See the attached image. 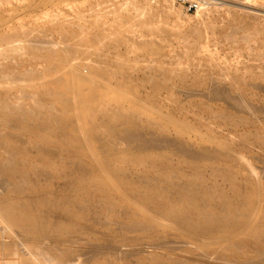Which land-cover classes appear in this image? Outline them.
Returning a JSON list of instances; mask_svg holds the SVG:
<instances>
[{"label": "bare ground", "instance_id": "bare-ground-1", "mask_svg": "<svg viewBox=\"0 0 264 264\" xmlns=\"http://www.w3.org/2000/svg\"><path fill=\"white\" fill-rule=\"evenodd\" d=\"M236 1L214 0L194 14L202 19L218 4L226 7L240 5L257 14L264 12L263 5ZM176 5V0H164L160 6L149 0H131L127 13L119 14V21L112 27L98 24L91 34L84 32L82 26L79 27L81 31L77 28L69 30L67 33L76 34L77 41L91 45L80 50L87 55L86 59L81 58V62L72 61L77 57L76 51L68 45L58 47L54 45L55 41L44 40L41 30L36 32L34 39L27 38L29 32L17 29L10 34H0V41L4 43L0 57L16 60L9 64L0 63V221L4 228L13 231L27 247L29 255H34L40 264H81L83 254L74 253L72 243L76 240L72 239L73 235L82 236L88 242L115 239L116 235L110 232L98 234L93 230L90 225L95 221L89 210L98 204L102 209L95 219L104 214L105 220L96 221L99 224L100 221L112 223L114 207L121 203L134 208L128 229L144 232L145 238H150L154 232L186 235L205 252L218 253L219 260L225 261L223 255L229 250L232 257L243 258L244 264H264V183L253 179L250 173L234 170V164L244 157L240 151L214 137L215 134L200 131L212 129L217 122L235 127L261 123L256 106L241 95L233 94L228 86L218 83L215 78L205 84L204 96L208 101L194 104L205 108L206 113L203 108L196 112L200 117L192 123L184 120L186 114L182 113L184 118L177 115L185 107L183 104L171 112L158 111L156 118L152 117L154 120L144 122L139 109L123 112L122 99L111 105L108 103L114 100L112 93L115 90L127 87L131 82L154 80L153 72L156 71L151 69V59L147 62V70L141 74L132 68L138 60L137 50L151 53V36L157 31L180 33L200 44L205 29L216 25L204 18V25L196 24L189 29L177 24L158 25L159 17L167 21L178 15L180 9ZM31 7L33 4L26 8ZM233 20L237 28L244 29L247 23L242 20L243 25L239 26V21ZM131 23L137 26L138 36H143L135 41V52L130 45L133 40L124 33ZM235 30L231 29L228 36H233ZM17 38L18 44L10 43ZM13 53L19 56L16 58ZM46 59L57 61L38 67ZM84 61L91 66L89 74L80 69ZM168 73L179 75L178 86L191 92L192 86L186 83L187 70L170 67ZM50 75L53 77H48ZM167 76L155 84L173 90L176 84H170ZM187 97L175 98L173 102L182 103ZM210 101H223L235 112L225 107L216 109ZM76 109L80 112H70ZM86 124L89 125L87 130L84 129ZM140 125L151 126L154 130L143 132L137 127ZM170 128L179 135L198 133V144L190 142L186 136L170 138L166 134ZM19 129L34 144L24 143L25 139L16 131ZM86 131L92 135L104 132L110 142L94 147L92 140L86 138ZM248 132L250 130L243 131V136ZM249 134H253L264 149V133L253 129ZM121 137L125 141L141 140L139 149L165 148L173 144L191 160L174 162L166 154L156 153L152 165L139 168L134 164L137 153L115 144ZM42 141L54 145L42 144ZM210 141L214 143H207ZM84 148L88 152L81 153ZM73 156L74 161L67 159ZM84 158L89 162L80 170L77 161ZM184 165L190 170H184ZM85 171L90 174L81 173ZM105 174L109 176L106 178ZM174 175L178 176L180 183L173 182ZM43 176L66 180L65 183L77 191L75 199L80 200L76 202L81 205L77 208L74 202L59 201L52 192L48 197L50 194L43 192L40 184ZM140 203L142 206H138ZM2 235L1 232L0 237ZM177 244L174 248L178 247ZM17 248L12 243L0 242L4 257L0 264H29L20 261ZM76 255L81 257H78L80 260ZM152 260L157 264L158 257L153 256ZM92 264L119 263L97 260Z\"/></svg>", "mask_w": 264, "mask_h": 264}, {"label": "rangeland", "instance_id": "rangeland-1", "mask_svg": "<svg viewBox=\"0 0 264 264\" xmlns=\"http://www.w3.org/2000/svg\"><path fill=\"white\" fill-rule=\"evenodd\" d=\"M130 1L131 0H0V34H10L17 29L29 32L27 38L34 39L37 34L36 32L41 30L44 34V40L55 41L56 43L54 45L58 47L68 45L71 49L76 51L74 53L77 57L72 59V61L76 60L77 62L79 60L78 62H81V58L86 59L87 55L81 53L80 50L91 45L80 43L77 41V38H75L76 34L67 32L74 28L81 31L79 27L82 26L84 32L91 34L93 30L97 29L98 24L106 28L112 27L119 21L121 17L119 14L127 13L126 8L129 7ZM149 1L153 5L159 6L164 3V0ZM240 1H246L249 5H254L256 3L264 6V0ZM32 4L33 8H26L27 5L29 6ZM234 5H237V3H234ZM217 6L218 7L211 8L207 15L202 16V19L204 18L205 21L212 20L216 25L205 29L200 44L194 43L192 37H185L180 33H173L170 31L162 33L161 31H157L153 34L151 36L153 39V45L150 47L151 53L146 50H137L138 60L132 69H135L136 72L141 74L143 71L147 70V62L151 59L153 62L151 69L156 71L153 72L154 80L131 82L127 87L115 90L112 93V97H115L114 100H109L108 103L111 105L118 99H122V104L125 106L123 112H129L133 108L139 109L144 122L154 120L158 111L159 113L171 112L173 109L183 104L185 107H183L182 111L178 112L177 115L182 116V113L184 115L186 114L184 120L192 123L196 118L198 119L200 117L196 112H201L203 108L196 107L194 104L201 103L202 100L208 101L204 96L205 84L215 78L218 83L228 86L233 94L241 95L252 102L258 110L256 113L260 116L262 122L237 127L227 125L225 122H217L212 129L206 130L203 128L200 131L207 135L215 134L216 136L214 137L222 139L227 144L235 147L237 151H240L244 157H242L243 160L234 164V170L241 171L242 173H250L253 179L264 183V171H262V169L264 170V149L261 147L260 143L255 141L253 134H249L253 129H258L262 134L264 133V12H258L257 14L256 12L254 13L240 7V5L226 7L218 4ZM176 7L180 9L178 15L172 16L170 19L168 18L167 21L159 17L157 20L158 25L167 24L172 26L173 24H177L185 29H189V27L196 24L204 25L205 21L201 18H197L194 13L185 12L179 4L178 6L176 5ZM233 19L239 21H236L239 26L243 25L241 22L242 20H246L247 23L244 24V29L237 28ZM128 27L129 30L124 28V33L133 40V43L131 42L130 45L133 52H135V41L139 38H143V36H138L139 31L135 23H131ZM234 27L237 30H235ZM231 29L235 31L234 35L230 37L228 33ZM246 34L247 36H245ZM18 42L19 39L17 38L13 39L10 43L18 44ZM21 43L25 42L22 41ZM3 47L4 43L0 41V48ZM12 55L16 58L19 56L17 53H13ZM131 56H134V54H131ZM8 59L9 58L5 56L0 57V63L3 62L6 64L16 61H9ZM45 61L46 62L41 61L38 67L43 68L44 64H49V62L53 64V61L56 62L57 60L46 59ZM81 64L80 69L83 73L89 74L91 66L86 64L85 61ZM170 67L184 68L187 70L186 74H188V78L186 83L192 86L191 92L189 89L178 86L179 75L168 73ZM167 74V81L172 85L176 84L173 90L167 89L161 85L158 86L157 83L155 84L157 80L162 79L164 75ZM48 77L53 76L50 75ZM184 97L187 98L183 100L182 103L178 104L173 102L175 98ZM139 99L142 101L139 102ZM189 105H192V108L189 107ZM210 105L216 109L219 107L227 108V104L223 101H210ZM262 108L263 110H261ZM227 109L235 112L234 108L228 107ZM203 110L206 113V109L203 108ZM70 112L78 113L80 109L71 110ZM137 127L141 131L143 130V132H151L154 130L151 126L140 125ZM84 129H89V125H84ZM245 130H250V132L243 136V131ZM16 131L20 137L25 139V142L23 141L24 143L34 144L27 139L22 129ZM86 133L87 131L84 132L86 138L92 140V145L94 147L105 146V144L108 145L110 142L109 137L104 132L93 135L88 133L87 135ZM166 134L170 136V138L186 136L190 138V142L192 143L198 144L199 142V135L196 132L179 135L175 129L170 128L166 131ZM118 136V138H120V135ZM210 137L212 136L210 135ZM127 141L128 140L125 141L124 138L122 139L121 137V139L116 140L115 144L118 147L133 149V151L137 153L134 164L138 165L139 168L152 165L156 153L166 154L174 162H189L191 160L190 156L175 149L176 145L173 144L165 148L139 149L140 146H142L141 140L134 139L132 141ZM45 142L47 144L43 141L42 144L54 145L52 142ZM207 143L214 142L210 141ZM138 144L139 146H137ZM82 152H88V150L84 148L81 150V153ZM73 158L75 157H67L68 160L74 161ZM84 159L85 160L77 161L80 162V170H83L85 168L83 165L89 162V159ZM242 161L245 164H243ZM208 162L209 161L206 160V163ZM246 164H248V166ZM184 170L189 171L190 169L187 165H184ZM81 173L84 175L90 174L89 171ZM104 176L107 178L109 175L105 174ZM50 179H52V181ZM172 180L175 183H180L176 175L172 177ZM65 181L64 179L43 176L40 184L42 185V189H44L43 192L50 194L48 197H51L52 192V196L59 201L67 200L74 202L75 206L78 208L81 204L76 202L80 200L77 198V200L75 199L77 191L74 190V187L66 184ZM142 204L143 203H140L138 206H142ZM100 209L102 208H100L98 204H94L90 207L89 215L92 219L94 218L93 220L95 221V223L93 222L94 225L90 226L98 234L101 232H110L116 235V238H104L101 241L94 240L88 242L82 236L73 235L72 239L76 240L72 243V246L75 248L74 253L79 255L83 254L81 256L83 260L76 255V258H81V264H92L97 260H108L119 264H153V256L158 257L157 264H174L178 262L179 264H223V262L224 264H244L243 258L232 257L228 253L229 250L223 255L225 256V261L219 260L218 257L220 256L218 253L205 252L206 250L204 248L200 246L197 247L196 242L192 241L190 237L186 235H176L172 232H154L150 238H145L144 232L142 231H130L127 226L130 224V215L134 208L130 206L127 208V206L122 203L114 207L113 213L115 217L112 219L113 222L109 223L106 221L105 223V221H100V224H102L100 226L96 219L105 220L104 214L95 219L97 212L101 214ZM103 211L105 210L103 209ZM119 224H124V226L120 225V228L118 227ZM1 232L5 237L2 235L3 237H0V242L12 243L18 246L17 249L20 252V261L29 264H40L34 255H29L27 247L15 237L13 231L9 228H4L3 223L0 221V235ZM164 241L171 242L165 243ZM172 241L176 243L172 244L174 243ZM97 243L102 244L100 246H93ZM176 244L178 247L174 248ZM171 245H173V248ZM92 248H94L93 251L95 252L92 251ZM253 248H255V246ZM87 254H90V256ZM215 257L217 258L215 259ZM3 258V253L0 252V263H2ZM196 261L198 263H196Z\"/></svg>", "mask_w": 264, "mask_h": 264}, {"label": "built area", "instance_id": "built-area-1", "mask_svg": "<svg viewBox=\"0 0 264 264\" xmlns=\"http://www.w3.org/2000/svg\"><path fill=\"white\" fill-rule=\"evenodd\" d=\"M214 0H176L187 13H194L213 3Z\"/></svg>", "mask_w": 264, "mask_h": 264}]
</instances>
